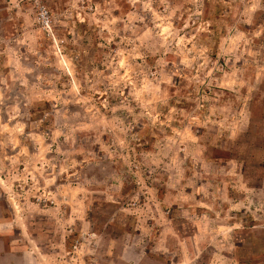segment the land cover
<instances>
[{
  "label": "rangeland",
  "instance_id": "obj_1",
  "mask_svg": "<svg viewBox=\"0 0 264 264\" xmlns=\"http://www.w3.org/2000/svg\"><path fill=\"white\" fill-rule=\"evenodd\" d=\"M0 214L42 264H264V0H0Z\"/></svg>",
  "mask_w": 264,
  "mask_h": 264
},
{
  "label": "crops",
  "instance_id": "obj_2",
  "mask_svg": "<svg viewBox=\"0 0 264 264\" xmlns=\"http://www.w3.org/2000/svg\"><path fill=\"white\" fill-rule=\"evenodd\" d=\"M0 214V264H42L41 256L33 253L26 232L14 231L9 219Z\"/></svg>",
  "mask_w": 264,
  "mask_h": 264
}]
</instances>
